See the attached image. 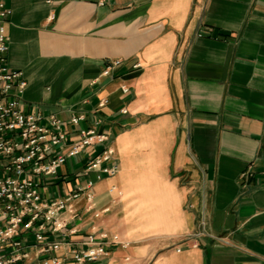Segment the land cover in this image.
<instances>
[{
    "label": "crops",
    "instance_id": "crops-1",
    "mask_svg": "<svg viewBox=\"0 0 264 264\" xmlns=\"http://www.w3.org/2000/svg\"><path fill=\"white\" fill-rule=\"evenodd\" d=\"M7 5L6 65L28 82L21 107L56 114L72 139L109 136L42 177L48 200L93 180L64 215L69 240L125 246L87 264H264V0ZM108 145L119 171L83 174Z\"/></svg>",
    "mask_w": 264,
    "mask_h": 264
},
{
    "label": "built area",
    "instance_id": "built-area-1",
    "mask_svg": "<svg viewBox=\"0 0 264 264\" xmlns=\"http://www.w3.org/2000/svg\"><path fill=\"white\" fill-rule=\"evenodd\" d=\"M11 13L7 0H0V264L101 261L109 255V245L124 243L117 235L109 239L106 234L89 235L80 243H72L69 237L76 231L68 228L64 216L74 212L72 201L87 191L93 180L48 200L43 197L42 177L58 178L69 158L84 153L89 146L107 143L109 136L95 128H82L72 139V132L65 129L64 121L56 114L27 112L21 107L20 98L28 82L22 71L10 70L6 65ZM120 63L115 60L112 65ZM109 69L110 66L104 73L108 74ZM122 89L128 91L125 86ZM104 104L102 101L100 105ZM84 119L83 115H72L70 122L79 125ZM118 171L115 150L108 145L86 162L83 174L95 172L100 179ZM247 174L251 173L244 172L242 176ZM88 200L92 201L90 194ZM65 246L68 249L64 256L60 252ZM128 262L127 257L122 264Z\"/></svg>",
    "mask_w": 264,
    "mask_h": 264
}]
</instances>
